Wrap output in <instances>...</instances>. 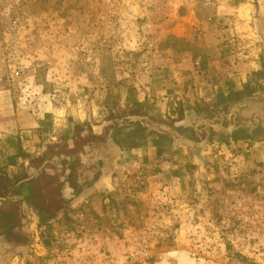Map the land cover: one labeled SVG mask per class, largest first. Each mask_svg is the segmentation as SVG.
<instances>
[{"label":"rangeland","instance_id":"374dc122","mask_svg":"<svg viewBox=\"0 0 264 264\" xmlns=\"http://www.w3.org/2000/svg\"><path fill=\"white\" fill-rule=\"evenodd\" d=\"M256 32L264 33V0H0V184L26 173L29 160L15 150L23 153L27 116L55 112L57 124L79 130L134 115L180 124L179 117L155 113L150 80L189 68L204 100L211 98L236 74L218 76L213 64L246 70L264 64V38ZM258 73L245 90L202 99L189 120L236 94L264 89V67ZM133 127L103 130L102 139L123 137L124 129L133 139L111 189L40 219L13 264H178L163 262L170 252H179L183 264H264V160L252 149L264 141L242 134L213 140L200 177L194 166L185 184H172L133 153L140 143ZM93 138L72 150L79 180L88 168L97 170L76 165L98 154L84 151Z\"/></svg>","mask_w":264,"mask_h":264},{"label":"crops","instance_id":"0c3cea01","mask_svg":"<svg viewBox=\"0 0 264 264\" xmlns=\"http://www.w3.org/2000/svg\"><path fill=\"white\" fill-rule=\"evenodd\" d=\"M256 35H260V37L264 38V33L262 32H256ZM259 64V67L257 66V64H253L252 68H247L248 70L240 67L239 65H232V68H230L229 66H224L221 62L213 64V67L216 69L218 76H223V72L226 71H236V74H234V76H231L232 78L230 77L228 80H225L226 82H220L218 84V87L214 88L218 90L217 93H215V95H211V98H208L209 96H206L205 100L203 98L202 88L199 87L200 78L194 70L188 68L183 71H162L164 73L162 76L154 77L152 80H150L152 96L151 102L155 103V105L153 106L156 109L155 113L161 114V117L162 115H167V117L171 119L179 117L182 121L189 120L197 113L198 104L202 99L204 101H209L212 99V97L221 95L228 96L231 93L245 90L244 88L246 87V83L249 79L254 80L255 83L256 80L259 79L258 71H260L262 67H264V64ZM261 82L262 79L258 81L259 84ZM154 98H156V100H154ZM46 113L47 112L44 111L40 112L36 116H27L25 119L30 123L31 126H28L27 124L30 129H27V126L26 128H20L23 129L22 133L20 132V135L22 134V136H20V143L22 144L21 148L23 149V154L29 160L25 163L27 167L31 160L41 157V155H43V153H45L48 148H52L56 144L58 140L57 138L60 134L66 135V133H69L70 126L65 129L64 123L61 122L62 124H57V120L54 116L56 115L55 112H51L52 114H49V116ZM79 121L83 120L81 119ZM51 122L54 124L52 125ZM31 141L34 143L35 141H38L40 144L36 147L35 145H32L31 147ZM234 141H237L238 143L239 140ZM239 142L245 143L242 141ZM25 145H28L30 149L28 146V149H26ZM18 149L20 150V152H22L19 146ZM252 149H256L254 151H257V154L259 153L258 156L261 157L260 159L264 160V142L253 144ZM132 151L133 153H140V155H142V162L145 165L149 166L152 174L160 176L161 178L163 176L168 177V183L185 184V181L189 180L191 174H193L194 162L189 152H166L163 149L153 145L139 146L138 149H132ZM51 156H53V153ZM50 177H52L51 179H53L54 176L50 174V176H47L45 178L47 181H49ZM46 180H41L40 182L36 183L34 182L32 186L28 185L22 193L16 192L12 197L13 199H16L12 202H16L17 199L22 200L24 203V208L28 209V216L32 221V226L30 227L29 231H32L34 227H37V223H39L40 219H45L35 212V203L33 202V199H36L37 196H40L44 199L51 198L50 194L54 191L46 188ZM33 185L39 188L37 194H33V192L31 191ZM43 200L41 199L39 202L41 205V202ZM42 210L45 209L42 208ZM11 247V244L4 241L3 237H0V252L8 251ZM15 259L16 255L12 257L9 264H13Z\"/></svg>","mask_w":264,"mask_h":264},{"label":"water","instance_id":"95a60500","mask_svg":"<svg viewBox=\"0 0 264 264\" xmlns=\"http://www.w3.org/2000/svg\"><path fill=\"white\" fill-rule=\"evenodd\" d=\"M133 127L135 134L139 136L138 146L153 145L163 149L166 152L177 150L188 151L194 161V176L200 177L201 172L206 167V155L210 150V144L213 140H221L226 136L242 134L247 139L264 141V89L255 94L245 93L236 94L227 100L217 103L216 107H210L202 110L198 116L192 120H186L177 125H165L156 123L146 116H130L113 124L111 121L103 123L102 126L92 127V136L96 137L101 145H104L102 139L104 129L114 125L115 127ZM112 142V139L109 138ZM108 149V153H98L93 158L94 168L97 169V161L103 160L111 163L113 154L117 150V145ZM106 152V151H105ZM76 156L82 157L76 151ZM117 168L112 172L103 173L98 184L92 189L83 191L77 196L70 208H75L83 203L91 194L101 189H111L112 175L116 173ZM39 188L33 185L31 191L38 193ZM42 208L52 211L54 202L51 198H45L42 202ZM170 259L178 264H183L184 260L179 252H170L163 255V262Z\"/></svg>","mask_w":264,"mask_h":264},{"label":"flooded vegetation","instance_id":"af4514ba","mask_svg":"<svg viewBox=\"0 0 264 264\" xmlns=\"http://www.w3.org/2000/svg\"><path fill=\"white\" fill-rule=\"evenodd\" d=\"M89 129V125L82 127V130H79L75 127H69V133L65 136L59 137L56 144L36 159H33L29 162V165L26 169V173L21 181L13 183L11 185L6 184V186L0 184V226L3 228V236L6 242L12 245L10 250L0 252V264H6L12 259L16 251L22 249V247L29 242V230L32 226L31 218L28 216V209L24 208V203L22 200L17 199L20 203V212H16L15 206L12 204V201L16 200L12 197L17 192V189H21V193L24 191L27 186H32L35 182L45 181L47 176L52 174L54 177H50V180L46 183V188L53 190L54 192L50 194L54 202V211L53 213L48 212V210H42L40 200L44 199L42 197H36L35 212L45 219H49L51 215H59L64 212V207L66 204L70 203L77 196H79L83 191L92 189L95 184H98V181L103 173L112 172L114 168L120 166L121 152L123 150H129V147L133 144V139L128 140L127 135L130 133L128 130L124 129L123 137L114 136L111 134L113 142L109 141V138L105 137L104 145H96V137H94L90 145L86 143L84 151H98V153H105L108 149H111L116 143L117 150L113 158V166L106 163L103 160L97 161V170L93 172L88 167L94 165V162H83L80 160V163L76 164L78 168L86 169V173L83 175V178L79 180L78 171L75 170L72 150L77 147L78 144H82L87 139V136L92 133V130ZM107 135V134H106ZM114 136V137H113ZM110 138V139H111ZM115 141V142H114ZM48 151L53 153V156L49 157L47 154ZM107 153V152H106ZM54 158V159H53ZM54 163V164H51ZM53 165V167L51 166ZM76 168V169H78ZM77 171V172H76ZM13 239L16 243L10 241Z\"/></svg>","mask_w":264,"mask_h":264},{"label":"trees","instance_id":"16d2710c","mask_svg":"<svg viewBox=\"0 0 264 264\" xmlns=\"http://www.w3.org/2000/svg\"><path fill=\"white\" fill-rule=\"evenodd\" d=\"M16 155L17 154H19V153H21L23 156H25L22 152H20V150L18 149V148H16ZM26 157V156H25ZM13 203V205L15 206V210H16V212L18 213V212H20V203H19V201H16V202H12Z\"/></svg>","mask_w":264,"mask_h":264},{"label":"built area","instance_id":"2783aa9c","mask_svg":"<svg viewBox=\"0 0 264 264\" xmlns=\"http://www.w3.org/2000/svg\"><path fill=\"white\" fill-rule=\"evenodd\" d=\"M209 3V2H208Z\"/></svg>","mask_w":264,"mask_h":264}]
</instances>
